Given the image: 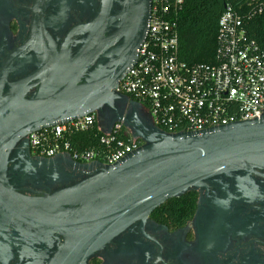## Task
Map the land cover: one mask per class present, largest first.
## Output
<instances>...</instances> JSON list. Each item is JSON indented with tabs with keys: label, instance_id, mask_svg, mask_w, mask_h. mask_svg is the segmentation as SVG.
Returning <instances> with one entry per match:
<instances>
[{
	"label": "water",
	"instance_id": "obj_1",
	"mask_svg": "<svg viewBox=\"0 0 264 264\" xmlns=\"http://www.w3.org/2000/svg\"><path fill=\"white\" fill-rule=\"evenodd\" d=\"M34 1L43 4L47 0ZM149 7L150 0H98L89 22L91 36L84 45V67L102 54L106 60L81 82L82 68L72 70L65 62L52 69L53 74L45 73L42 65L27 77L6 79L11 62L25 47L43 48L46 41L52 48L50 55L60 56L66 51V37L55 51L44 32L37 38L29 36L0 62L1 264H6L12 251H24L28 260L23 264H34V243L43 233L57 234V244L42 264H84L91 253L129 225L143 224L167 198L189 190L205 194L208 182L223 177H264L259 172L264 171V110L252 120L198 132L167 133L150 121L139 103L117 90L136 61ZM30 77H38L39 85L26 97ZM104 104L113 109V117L105 127L96 123L98 130L108 133L121 120L130 136L141 141L137 150L112 165L77 163L68 153L59 154L58 159L68 156L71 163L89 172L80 180L40 193L16 185L18 178L39 164L55 160L30 157V132L94 113Z\"/></svg>",
	"mask_w": 264,
	"mask_h": 264
},
{
	"label": "flooded vegetation",
	"instance_id": "obj_2",
	"mask_svg": "<svg viewBox=\"0 0 264 264\" xmlns=\"http://www.w3.org/2000/svg\"><path fill=\"white\" fill-rule=\"evenodd\" d=\"M97 5L98 0H47L43 4L34 0H0V62L29 36L37 38L44 32L54 43L55 51H59L65 37L68 40L66 51L60 56L50 55L52 48L46 41L43 48L25 47L11 62L6 79L27 77L42 65L45 73L53 74L65 62L72 70L82 68L81 82L106 60L102 54L84 67L87 60L84 45L91 36L89 22ZM37 51L42 55L36 57ZM27 84L26 97H29L39 85L38 77H30ZM114 106L120 108L119 103ZM93 114L96 123L105 127L113 117V109L104 104ZM28 153L35 156L29 145ZM59 154L64 153L51 157L38 155L41 159L55 160L39 164L18 178L20 182L16 185L40 193L73 183L89 172L71 163L68 156L58 159ZM193 191L194 211L181 226L159 222L149 213L143 224L136 221L129 225L91 253L84 264H264V177L255 174L223 177L208 182L205 194ZM56 244L57 234L43 233L34 243L37 255L34 264H42ZM27 260L24 251L18 254L12 251L6 264H23Z\"/></svg>",
	"mask_w": 264,
	"mask_h": 264
},
{
	"label": "built area",
	"instance_id": "obj_3",
	"mask_svg": "<svg viewBox=\"0 0 264 264\" xmlns=\"http://www.w3.org/2000/svg\"><path fill=\"white\" fill-rule=\"evenodd\" d=\"M183 2L150 0L145 37L117 90L139 103L150 121L167 133L198 132L259 118L264 110V51L227 5L217 19L213 61H183L177 33ZM94 123L93 113L55 123L30 132L28 145L34 155L68 153L76 161L103 165L119 162L141 145L130 135L124 140L118 120L108 133H100L97 147L74 150L67 134Z\"/></svg>",
	"mask_w": 264,
	"mask_h": 264
},
{
	"label": "trees",
	"instance_id": "obj_4",
	"mask_svg": "<svg viewBox=\"0 0 264 264\" xmlns=\"http://www.w3.org/2000/svg\"><path fill=\"white\" fill-rule=\"evenodd\" d=\"M227 5L239 14L247 35L264 51V0H184L177 19L178 55L183 61H213L217 19ZM100 133L94 123L90 128L68 133L67 140L74 150L95 148ZM195 198L193 190L167 198L151 210L150 216L171 226H181L191 217Z\"/></svg>",
	"mask_w": 264,
	"mask_h": 264
},
{
	"label": "crops",
	"instance_id": "obj_5",
	"mask_svg": "<svg viewBox=\"0 0 264 264\" xmlns=\"http://www.w3.org/2000/svg\"><path fill=\"white\" fill-rule=\"evenodd\" d=\"M130 99V98H129ZM123 133L125 135H130V131L128 130V128H126L124 125H123Z\"/></svg>",
	"mask_w": 264,
	"mask_h": 264
}]
</instances>
